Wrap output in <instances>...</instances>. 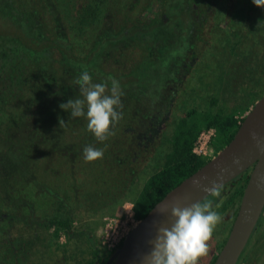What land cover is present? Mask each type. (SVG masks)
<instances>
[{
    "label": "trees",
    "instance_id": "16d2710c",
    "mask_svg": "<svg viewBox=\"0 0 264 264\" xmlns=\"http://www.w3.org/2000/svg\"><path fill=\"white\" fill-rule=\"evenodd\" d=\"M215 1L0 0V221L49 231L52 243L60 248L61 234L68 239L84 236L93 249V259L86 264L103 261L90 231H75L72 217L38 218L33 200L47 192L70 208L61 188L63 182L73 180L84 184L83 193L101 200L119 192L122 176L129 175L119 166L126 158L121 148L130 139L125 131L158 108L163 114L168 102L164 85L175 73L170 71L168 57L193 48L200 38L196 29L205 26ZM244 5L240 10L230 9V17L224 19L235 38L236 20H253L255 14L264 22V8L254 9L253 0ZM173 28L181 30V47L176 49L170 43ZM135 50L142 53L140 59L127 61ZM120 62L121 70H109L110 64ZM84 71L93 83H106L109 90L113 79L119 81L123 92L122 119L110 129L114 135L103 142L88 131L85 117L72 118L59 107L69 99L81 98L74 81ZM147 92L154 93L155 99L146 107L142 99ZM247 111L225 114L194 109L182 117L163 167L148 178L134 202L137 220L209 161L193 153L203 129L216 131L211 144L217 154L234 138ZM60 120L65 124L60 126ZM89 145L103 149V158L85 162L83 149ZM111 151L121 155L113 157ZM248 180L249 171L221 188L219 196L211 195L202 203L220 210L226 220L235 218ZM232 223L233 219L219 223L217 242L213 244V238L208 242L215 255L207 264H214ZM41 241L36 236L29 248L0 249V264H26L30 259L35 263L39 253L32 249Z\"/></svg>",
    "mask_w": 264,
    "mask_h": 264
},
{
    "label": "rangeland",
    "instance_id": "374dc122",
    "mask_svg": "<svg viewBox=\"0 0 264 264\" xmlns=\"http://www.w3.org/2000/svg\"><path fill=\"white\" fill-rule=\"evenodd\" d=\"M244 3L248 4L249 0L215 1L205 26L196 29L200 38L194 42L193 48L168 57L170 71L175 73L171 81L164 85V92L168 93L166 108L163 109V114L161 108H158L157 112L142 120L137 127L125 131L130 139L126 140L125 148H121L125 150L122 156L126 158L125 164L119 166L125 168L129 175L122 176L119 192L101 200L83 193L82 182H63L61 191L67 195L65 200L70 208L58 198L44 192L33 200L38 218L51 220L72 217L74 230L90 231L102 251V260L106 261L140 222L134 212V202L148 178L163 167L166 156L171 151L172 135L181 118L194 109L200 113L222 111L225 114L248 110L243 117L251 111L264 95V22L257 20L255 14L253 20H236V39L229 29L230 23L228 20L224 21L230 17V9H243ZM248 9L250 8L245 10ZM254 9L261 8L254 6ZM180 33L178 28L172 29L170 43L173 49L181 47ZM141 55L140 50H135L126 59L137 60ZM122 66V62L110 64L109 70H121ZM127 66L122 71L126 72ZM144 96V105L151 106L150 100L155 99L154 93L147 92ZM214 100L217 104L213 103ZM204 130L210 129L202 131ZM212 133L215 137L216 131ZM111 154L113 157L121 155L117 151H111ZM76 192L79 193L78 199ZM215 211L222 214L218 209ZM232 219L234 220L233 217L229 220L223 218L222 223H231ZM219 227L218 224L214 230L213 244L218 240ZM50 235L51 232L34 226L0 221V243H3L0 249L3 251L6 248L8 251H17L22 246L29 248L28 243L36 236L42 240L36 245V250L32 249L39 253L35 258L37 261L33 263V259L25 260L26 264H86L93 259V249L86 237L68 239L65 234H61L60 248L52 243ZM107 236L116 240L115 248L108 247ZM210 255L200 258L198 264H207L211 259ZM241 264H264V227H261L259 235L251 243Z\"/></svg>",
    "mask_w": 264,
    "mask_h": 264
},
{
    "label": "water",
    "instance_id": "95a60500",
    "mask_svg": "<svg viewBox=\"0 0 264 264\" xmlns=\"http://www.w3.org/2000/svg\"><path fill=\"white\" fill-rule=\"evenodd\" d=\"M253 132L264 145V95L245 116L231 142L168 192L130 231L111 258L114 264H144L143 257L151 252L159 228L171 227L173 223L172 207L202 203L211 196L203 190L204 187L216 183L221 189L249 171V180L231 231L214 262L238 264L264 213V152L251 139ZM234 160H239V165H235ZM202 177L207 178L201 181L202 187L194 188L193 180Z\"/></svg>",
    "mask_w": 264,
    "mask_h": 264
},
{
    "label": "clouds",
    "instance_id": "9594fccd",
    "mask_svg": "<svg viewBox=\"0 0 264 264\" xmlns=\"http://www.w3.org/2000/svg\"><path fill=\"white\" fill-rule=\"evenodd\" d=\"M256 7L264 8V0H253ZM79 86L81 98L69 99L67 103H61L59 107L70 113V117H85L87 129L97 141L103 142L110 135V131L121 119L123 104L121 97L123 92L119 81L113 79L109 90L106 83H93L88 71H84L75 79ZM60 120V126L64 125ZM251 139L256 142L257 148L264 152V145L253 132ZM104 151L91 145L83 149L85 162H94L102 159ZM239 165V160H234ZM202 177L193 180L194 188H201ZM206 193L219 196L220 185L212 183L211 187H204ZM161 211H166L162 209ZM171 227H161L153 241L151 252L143 257L144 264H198L200 258L209 253V241L213 237L216 226L222 222V216L213 209L210 203H194L188 207L179 204L172 207Z\"/></svg>",
    "mask_w": 264,
    "mask_h": 264
},
{
    "label": "built area",
    "instance_id": "2783aa9c",
    "mask_svg": "<svg viewBox=\"0 0 264 264\" xmlns=\"http://www.w3.org/2000/svg\"><path fill=\"white\" fill-rule=\"evenodd\" d=\"M214 129L210 130H204L200 133L197 141L194 144L193 147V153L199 157H202L204 159H212L215 157V149L212 147V139L214 137V133H212ZM115 242L116 240L110 239L107 236L106 243L109 248H115ZM118 243V242H117Z\"/></svg>",
    "mask_w": 264,
    "mask_h": 264
},
{
    "label": "flooded vegetation",
    "instance_id": "af4514ba",
    "mask_svg": "<svg viewBox=\"0 0 264 264\" xmlns=\"http://www.w3.org/2000/svg\"><path fill=\"white\" fill-rule=\"evenodd\" d=\"M264 213H263V215H262V217H261V219H260V221H259V223H258V226H257V228H256V230H255V232H254V234L252 235V238H251V240H250V243L248 244V247L245 249V251L243 252V254H242V256H241V258H240V261H239V263L238 264H241L242 263V261H243V258L245 257V254L247 253V251H248V249H249V247H250V245H251V243L253 242V240L254 239H256V237L259 235V233H260V231H261V227H264ZM236 217V216H235ZM235 219V218H234ZM233 222H234V220H233ZM232 225H233V223H232ZM231 231V230H230ZM230 231H229V233H230ZM228 236H229V234H228ZM228 238V237H227ZM221 251V250H220ZM219 251V252H220ZM115 253V252H114ZM113 253V254H114ZM113 254L111 255V256H109L108 257V259L105 261L106 263L105 264H114V261H112L111 260V258H112V256H113ZM211 254V255H210ZM219 254V253H218ZM218 254H217V256H218ZM214 256L215 254H214V251H212V250H209V253H208V255L206 256V257H208V256ZM206 257H204V258H206ZM217 258V257H216Z\"/></svg>",
    "mask_w": 264,
    "mask_h": 264
}]
</instances>
